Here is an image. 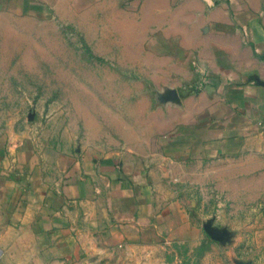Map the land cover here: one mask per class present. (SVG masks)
Masks as SVG:
<instances>
[{"label": "crops", "instance_id": "crops-1", "mask_svg": "<svg viewBox=\"0 0 264 264\" xmlns=\"http://www.w3.org/2000/svg\"><path fill=\"white\" fill-rule=\"evenodd\" d=\"M1 19L51 22L87 55L69 49L68 115L82 119L52 107L32 136L0 138V264H76L160 222L192 227L208 185L264 211V0H0ZM3 80L1 115L45 113L26 78Z\"/></svg>", "mask_w": 264, "mask_h": 264}, {"label": "rangeland", "instance_id": "rangeland-1", "mask_svg": "<svg viewBox=\"0 0 264 264\" xmlns=\"http://www.w3.org/2000/svg\"><path fill=\"white\" fill-rule=\"evenodd\" d=\"M42 23L37 19L25 23L0 20V93L7 91L3 78L12 71L21 79L26 78L28 92L36 90L42 95V99H30L29 105L41 103V109H45L42 114L34 111L16 116L0 114V138L4 140L13 135L32 136L33 124L45 126L53 117L52 107L63 109L61 118L67 122H78L83 118L68 115L69 111H74L75 103L74 94L69 89L68 61L73 58L69 49L77 48V61L84 59L87 53L83 51L82 37L73 32L58 35L51 22ZM77 95L79 103L91 102L83 100L80 97L83 94ZM102 102L108 108L116 106L115 99ZM0 103L5 101L0 100ZM197 199L196 206L189 203L192 209L189 216L194 226L171 229L160 222V227L140 229L137 235L120 243L91 245V248L77 253L76 264H115L117 256L97 254L119 255L131 251L150 255L154 264H264L263 209L249 213L241 204H225L213 193L210 185L199 191ZM84 255L89 258L86 263L82 260Z\"/></svg>", "mask_w": 264, "mask_h": 264}]
</instances>
